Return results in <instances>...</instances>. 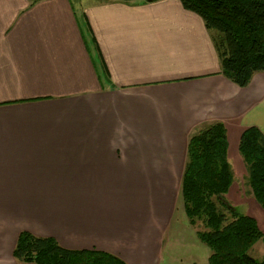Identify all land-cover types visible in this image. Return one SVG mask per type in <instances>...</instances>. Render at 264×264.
Returning a JSON list of instances; mask_svg holds the SVG:
<instances>
[{"label": "crops", "instance_id": "1", "mask_svg": "<svg viewBox=\"0 0 264 264\" xmlns=\"http://www.w3.org/2000/svg\"><path fill=\"white\" fill-rule=\"evenodd\" d=\"M78 2L0 0V264H18L21 231L126 264H208L194 230L171 236L182 203L152 186L207 124L264 136V73L221 76L179 0Z\"/></svg>", "mask_w": 264, "mask_h": 264}, {"label": "trees", "instance_id": "2", "mask_svg": "<svg viewBox=\"0 0 264 264\" xmlns=\"http://www.w3.org/2000/svg\"><path fill=\"white\" fill-rule=\"evenodd\" d=\"M179 1L202 19L211 34L221 76L245 88L254 74L264 73V0ZM238 153L245 166L247 191L264 212L263 134L255 127L244 130ZM233 178L221 122L189 136L180 200L188 225L210 252L208 264H264V253L259 259L250 254L258 242L264 244V231L225 199ZM12 256L18 264H126L94 249H64L52 238L26 231L19 233Z\"/></svg>", "mask_w": 264, "mask_h": 264}, {"label": "rangeland", "instance_id": "3", "mask_svg": "<svg viewBox=\"0 0 264 264\" xmlns=\"http://www.w3.org/2000/svg\"><path fill=\"white\" fill-rule=\"evenodd\" d=\"M80 2L82 5L83 4H88L91 0H71V2ZM78 2V4H79ZM79 22L82 24L83 21L80 18ZM225 127V126H224ZM226 130V129H225ZM226 139H227V158L228 161L231 165V168L233 170V174H234V178H233V184L231 185L228 193L225 195V199L228 203H230L231 205L237 207L242 213L249 215L252 217L253 219H255L258 227L264 231V223L260 220V217L258 215H260L258 212V214H254V210L255 207L257 206V204L255 203V201L253 200L252 196H250V194L247 191V187H246V183H245V166L244 163L238 153V141L240 140L239 137H237L231 130L229 131V134L227 136L226 133ZM188 142V141H187ZM185 165V164H184ZM182 168H184L183 166L179 167V168H169L167 169V173H168V177L166 179H161L160 184H155L152 186V188H154L156 191H162L164 187H166V194H171L170 196H176V199L178 202L180 201V176L182 172ZM171 187V189L169 188ZM165 189V188H164ZM169 190H171V192H169ZM175 199V201H176ZM256 205V206H255ZM178 209L180 212H183L182 210V206H180V204L178 203ZM177 212L176 216H175V221L173 223V227H172V232L173 234H171L172 238H174L175 235H177L179 238L177 240V238H174L176 241L180 242V244L183 243H192V238L191 235L189 233L193 232V228L192 227H187L184 228L181 227L183 220L185 219V215L184 213H180ZM246 212V213H245ZM264 213V212H263ZM199 229V227H196ZM176 230H178L176 233H174ZM195 231V230H194ZM181 248H178L179 250H187V248L183 247L182 245H180ZM189 252V251H188ZM186 253L184 251H181L180 253H177L176 256H181V257H185V256H189V257H195V255L191 254L192 253V249L190 250L189 253ZM264 253V244L261 242H258L255 247L250 251V254L259 259L262 257ZM199 254V253H197ZM171 254L169 253L168 256H170ZM200 255V254H199ZM27 264V263H26Z\"/></svg>", "mask_w": 264, "mask_h": 264}, {"label": "water", "instance_id": "4", "mask_svg": "<svg viewBox=\"0 0 264 264\" xmlns=\"http://www.w3.org/2000/svg\"><path fill=\"white\" fill-rule=\"evenodd\" d=\"M152 1H154V0H147V2H152Z\"/></svg>", "mask_w": 264, "mask_h": 264}]
</instances>
